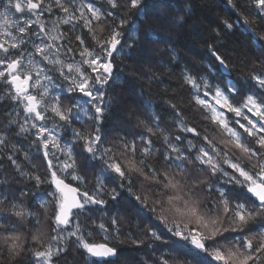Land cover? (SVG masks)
Segmentation results:
<instances>
[{
	"label": "snow or ice",
	"instance_id": "snow-or-ice-1",
	"mask_svg": "<svg viewBox=\"0 0 264 264\" xmlns=\"http://www.w3.org/2000/svg\"><path fill=\"white\" fill-rule=\"evenodd\" d=\"M228 3L236 20H225L224 27L232 30L239 22L264 54V35L251 27L264 20V0H244L254 7L251 21L234 0ZM0 8V101L10 102L0 123V161L10 162L18 184L31 185L14 188L0 174V264H59L70 246L97 258L94 264L115 257L116 247L96 242L89 231L91 223L105 241L110 231L120 234L118 217L107 225L92 219L107 205L105 180L116 185L109 190L113 201L119 188L138 203L149 239L164 240L158 225L178 238L183 256L161 255L158 264H264V72L250 74L256 90L237 105L230 99L237 94L234 84L221 89L185 71L194 109L208 121L203 131L169 101L183 135L161 127L160 117L142 105L150 120L130 116L149 135L112 137L104 124L115 58H131V50L154 34L143 28L144 0H0ZM212 54L227 70L225 58L214 49ZM225 112L238 119L229 121ZM12 132L33 137L43 174L29 151L23 155L32 170H24ZM65 133L71 143H62ZM73 145L82 150L85 173L99 162L94 191L86 187ZM43 185L48 187L41 193Z\"/></svg>",
	"mask_w": 264,
	"mask_h": 264
},
{
	"label": "trees",
	"instance_id": "trees-1",
	"mask_svg": "<svg viewBox=\"0 0 264 264\" xmlns=\"http://www.w3.org/2000/svg\"><path fill=\"white\" fill-rule=\"evenodd\" d=\"M234 2L241 6L240 11L251 21L254 7L244 3V0ZM144 14L147 23L143 28L154 33L151 40L142 39L131 50V58H115L116 84L108 90L110 95L106 96V99L112 100V105L104 124V129L112 137L133 139L134 132L149 135L143 127H136L135 120L130 116V113H134L141 119L150 120L152 113L142 105L150 106L152 112L160 117L161 127L173 135H183L175 127L169 101L177 104L187 123L203 131L204 127L208 126V121L194 109L191 90L183 83L182 74L185 71L198 82L201 77H205L210 84L221 89H225L229 83L234 84L237 94L230 99L237 105L246 94L256 90L249 77L253 72H264V54L257 50L256 40L239 22L232 30L224 27L225 20H236V10L228 0H144ZM181 16L183 19H178ZM251 27L257 35H264V20L257 18ZM137 28L140 29V25ZM213 49L227 61L228 74L223 72L215 60ZM207 91L212 94L211 88ZM9 106L10 102L0 101V123L4 121L3 113ZM225 114L229 121L238 119L233 113ZM209 134H213L211 126ZM9 136L11 143L22 149L17 153V159L24 170H32L30 162L25 160L23 155V151H29L33 154L36 170L43 174L44 162L38 158L30 143L33 137L17 136L14 132L9 133ZM151 139L157 147L162 146L158 137L151 136ZM63 142L71 143V133H65ZM139 146L137 139V148ZM73 150L78 154L77 164L81 167L82 174L87 176L86 187L89 191H94L95 177L100 171L99 162H93L95 166L88 168L85 173L82 167L85 163L82 150L79 145H73ZM0 165V174L9 177L10 186L31 188L27 182L17 183L19 176L6 159L0 161ZM72 183L75 185L76 182ZM105 184L107 187L104 198L107 205L103 210L94 212L92 219L107 225L112 217H118L120 234L117 236L110 231V238L105 241V233L89 223V231L96 242H105L117 249V260H108L105 264H158L161 255L166 258L170 255L178 258L183 256L182 251H177L178 238L171 237L163 225H158V230L164 240L149 239L143 228L147 216L140 211L138 203L125 190L119 188V195L113 201L109 190L116 185L107 180ZM47 187L48 185H43L41 193ZM25 203L30 205L31 198H25ZM84 219L81 217L82 221ZM137 238L143 240V243H133ZM94 261L92 257L71 246L69 252L59 258V264H94Z\"/></svg>",
	"mask_w": 264,
	"mask_h": 264
},
{
	"label": "water",
	"instance_id": "water-1",
	"mask_svg": "<svg viewBox=\"0 0 264 264\" xmlns=\"http://www.w3.org/2000/svg\"><path fill=\"white\" fill-rule=\"evenodd\" d=\"M221 69L223 70V72H224V73H226V74L228 73V69L226 70V69H225V68H223L222 66H221ZM92 258H93V257H92ZM117 258H118V252H117V255H116L115 257H109V258H107V261H108V260H111V261H116V260H117ZM93 259H95V260H96L97 258H93Z\"/></svg>",
	"mask_w": 264,
	"mask_h": 264
},
{
	"label": "rangeland",
	"instance_id": "rangeland-1",
	"mask_svg": "<svg viewBox=\"0 0 264 264\" xmlns=\"http://www.w3.org/2000/svg\"><path fill=\"white\" fill-rule=\"evenodd\" d=\"M2 11H3V8H0V12H2ZM17 15H19V14H17ZM208 100L210 102H213L214 103V101H212V94L211 93H209ZM62 143H63V141H62Z\"/></svg>",
	"mask_w": 264,
	"mask_h": 264
}]
</instances>
